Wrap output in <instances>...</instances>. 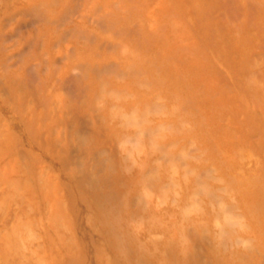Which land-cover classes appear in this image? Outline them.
Masks as SVG:
<instances>
[{
	"label": "rangeland",
	"instance_id": "1",
	"mask_svg": "<svg viewBox=\"0 0 264 264\" xmlns=\"http://www.w3.org/2000/svg\"><path fill=\"white\" fill-rule=\"evenodd\" d=\"M0 264H264V0H0Z\"/></svg>",
	"mask_w": 264,
	"mask_h": 264
}]
</instances>
